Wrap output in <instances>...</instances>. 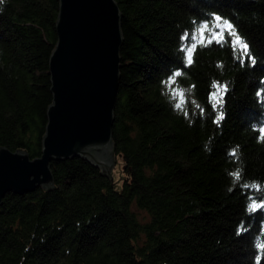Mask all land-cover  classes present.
I'll return each instance as SVG.
<instances>
[{
  "label": "trees",
  "instance_id": "trees-1",
  "mask_svg": "<svg viewBox=\"0 0 264 264\" xmlns=\"http://www.w3.org/2000/svg\"><path fill=\"white\" fill-rule=\"evenodd\" d=\"M117 1L120 178L75 155L52 160L56 186L8 191L0 264H264V0ZM59 6L0 0V144L32 157L53 101ZM215 15L255 63L227 33L208 42Z\"/></svg>",
  "mask_w": 264,
  "mask_h": 264
},
{
  "label": "water",
  "instance_id": "water-1",
  "mask_svg": "<svg viewBox=\"0 0 264 264\" xmlns=\"http://www.w3.org/2000/svg\"><path fill=\"white\" fill-rule=\"evenodd\" d=\"M122 11L117 0H60L50 55L53 101L42 153L0 144V203L8 191L56 186L52 160L75 155L112 179L113 123L120 86Z\"/></svg>",
  "mask_w": 264,
  "mask_h": 264
},
{
  "label": "snow or ice",
  "instance_id": "snow-or-ice-1",
  "mask_svg": "<svg viewBox=\"0 0 264 264\" xmlns=\"http://www.w3.org/2000/svg\"><path fill=\"white\" fill-rule=\"evenodd\" d=\"M215 21L217 22L216 27L220 29L219 32H213L210 37L208 42L211 43L213 39H216L217 37H219V39L217 40V43L223 42L225 41V33H227V36L230 38H234V39H230L227 42L230 44L231 47H233V49H237L238 50V54L239 57L241 59L247 58L250 59L251 63H255V59L249 57L248 55V45L247 43L243 40V38L237 33L235 26L228 21L227 19H222V17H220L219 15H215L214 16ZM222 21V23H221ZM208 28V25L205 24L203 26H201V28L199 29V32L201 34V36L203 35V32ZM193 47H195V45H193ZM192 50L189 49L188 53H187V63L190 65L192 63ZM181 73H176L175 75H180ZM225 91H227V86H225ZM260 93H258L259 95ZM217 104H221L222 101H217ZM216 105H214L215 107ZM177 107H180V105H177ZM223 119V113L222 111L220 112V114L217 117V122H219V120ZM259 131L261 133L259 139L264 140V127L259 128ZM232 156L236 155V150H233V152L231 153ZM238 175V173H237ZM261 207H264V205H261ZM239 234V233H238ZM262 247H264V245H262Z\"/></svg>",
  "mask_w": 264,
  "mask_h": 264
},
{
  "label": "rangeland",
  "instance_id": "rangeland-1",
  "mask_svg": "<svg viewBox=\"0 0 264 264\" xmlns=\"http://www.w3.org/2000/svg\"><path fill=\"white\" fill-rule=\"evenodd\" d=\"M115 162H114V165L112 167L113 171V175L116 177V178H120V175H121V172H122V161L123 159L119 156L116 158L115 156Z\"/></svg>",
  "mask_w": 264,
  "mask_h": 264
}]
</instances>
